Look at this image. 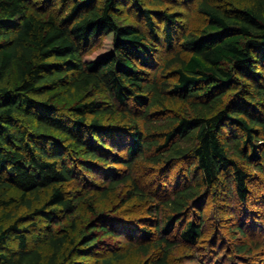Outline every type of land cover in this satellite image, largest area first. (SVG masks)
<instances>
[{"label":"trees","instance_id":"1","mask_svg":"<svg viewBox=\"0 0 264 264\" xmlns=\"http://www.w3.org/2000/svg\"><path fill=\"white\" fill-rule=\"evenodd\" d=\"M153 1H197L203 28L182 31L176 12L139 0H0V264H87L74 256L92 254L96 239L81 248L69 232L50 230L46 262L23 225L37 231L40 221L72 215L70 189L89 184L88 173L103 178L107 199L120 188L128 201L153 202L151 224L128 225L146 241L139 245L144 264H170L178 246L194 250L210 239L205 209L221 191L248 208L251 183L264 176V0ZM130 4L145 26L119 22L120 7ZM107 38L110 47L93 56ZM160 42L174 54L163 65L156 62ZM152 69L170 70L174 81ZM62 95L73 103L58 105ZM119 113L126 121L119 126L103 120ZM174 170L169 180L180 184L158 198L150 186L157 178L161 190ZM11 191L20 193L26 214L14 212ZM108 225L106 234L125 236ZM237 231L246 235L243 226ZM258 238L237 242L236 253L251 258V247H264Z\"/></svg>","mask_w":264,"mask_h":264},{"label":"rangeland","instance_id":"2","mask_svg":"<svg viewBox=\"0 0 264 264\" xmlns=\"http://www.w3.org/2000/svg\"><path fill=\"white\" fill-rule=\"evenodd\" d=\"M233 1L234 3L237 2V0ZM222 2H227V0H222ZM139 4L152 9L157 8L160 10L162 9L176 12L180 16L182 31L185 32L198 33L200 29L203 28L205 23V17L200 14L197 9V1H193L191 3L166 2L165 5H160L153 0H139ZM120 8L121 10L117 16L120 23L145 26L144 18L137 9L133 8L132 4H130L127 9L123 6ZM154 20L158 25H162L161 19L155 17ZM110 43L111 39L107 38L104 47L93 56L108 49L110 47ZM157 48L159 52L156 55V62H158L159 65L164 64L163 62L166 57H174V54L165 47L163 42L158 43ZM180 50H182V48L179 41L178 46L175 47L173 51L178 52ZM93 56H91V58ZM169 71L164 72L163 76L160 71H155V69H152L150 72L152 75H160L162 78L167 77L171 80V82H173L174 79L169 78ZM16 79V73H14L9 76L8 83L14 85L17 83ZM95 97L100 100L108 101V96L105 93H97ZM73 101L74 100L71 99L70 96L62 95V97L57 99L55 102L58 105L65 107L73 103ZM156 110L157 109H153V112L160 113ZM103 120H107V123L111 125L115 124V126H119V124L126 122L122 118V113L114 116H105ZM95 138L96 140H99L101 137L95 136ZM117 152H121L123 155L125 154L120 150ZM110 167L118 169V173L120 172L121 175H125L127 172L124 165L111 164ZM175 172L177 171H170L169 177L168 175L163 177L164 185L161 190L159 189V181L155 182L157 181V178L150 186V190L157 192L158 198H165L169 195L171 190L175 189L180 184L175 182V180L174 182L169 180ZM177 174L182 176L186 175L181 172L176 173V175ZM88 176H90L89 184L80 185L75 183L70 189V192L77 200L76 209L72 215H61V217L58 218L60 219V221H58L60 223L40 221L39 229L37 231H35L34 227H30L31 223L23 225L25 227H29L27 234L30 241V247L40 248L45 256V261L48 262L53 253L47 243L49 231L54 230L57 232L62 230L63 232H69L81 248H85L84 245L96 239L90 245L92 254L86 256H74L75 260H79L87 264H115L116 261L119 262V264H144L149 258L144 256L143 252L139 249V245L146 244V241L138 236L137 238L133 237L131 231L132 228L130 226L136 229L143 226L142 224L146 226L151 224L147 219L153 220L157 217V213H152V210L154 209L153 202H142L137 198L133 201H128L126 198V189L120 188L115 192V194L110 195L109 199H107L102 194L104 186L103 178H100L96 174L92 173H88ZM140 176H142V171ZM150 181L151 179L148 180L146 184L149 185ZM251 189L252 195L247 202V209L244 204L239 203L237 199L230 201V197L225 194V191H223V193H221L222 191L220 192L219 195L221 196L219 198H217L219 195H215L211 198L205 209V212L208 214L206 217V219H208L207 224L209 228L207 233L208 236L211 237L210 239L206 238L209 240V242L207 240L205 241L208 242V244L205 245V242H203V244L201 243V245L196 246L194 250L189 249L186 244L178 246L173 252L170 264H225V259L228 262L227 264H264V247L260 249L255 248V246L251 247L253 249V252L251 253L252 257H245V259H242V256H239L235 249L237 242L244 243L246 241L251 243L253 242V237L259 240L258 237L261 239L264 236L260 228V226H263L264 229L263 175H256V177H254L251 183ZM11 195L16 198L17 202L13 207L14 212L18 215L26 214L28 209L25 206H22L20 193L11 191ZM34 204L35 206L39 205L38 202H35ZM231 206H233L235 214L232 213ZM16 207H19L20 209L17 210ZM252 211L253 213L251 214ZM103 219L104 221L102 222ZM102 224H109L108 226H110L111 229L115 230L117 233L122 231L125 233V236H120L118 234H106L102 229ZM238 226L244 227V230L246 231L245 236L238 235L240 234L237 231ZM152 227L151 229L154 231L155 227ZM216 233H218L217 235H219L221 239L218 240L217 243H214L215 240L211 242ZM257 240L255 241L258 242ZM261 240L262 244H264V237ZM224 242H229L228 247L230 249L228 248L227 251L226 248H223ZM11 245L16 248L17 242L13 241ZM211 245L213 248L211 247L210 249L208 246ZM228 251H230L229 254H227ZM152 252L155 251L153 250ZM247 258L250 260L248 261ZM118 259H121V261Z\"/></svg>","mask_w":264,"mask_h":264}]
</instances>
